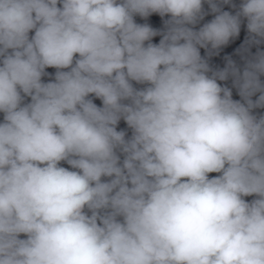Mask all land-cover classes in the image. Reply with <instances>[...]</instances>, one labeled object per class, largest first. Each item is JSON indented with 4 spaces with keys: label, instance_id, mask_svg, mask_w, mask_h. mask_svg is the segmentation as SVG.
<instances>
[{
    "label": "clouds",
    "instance_id": "9594fccd",
    "mask_svg": "<svg viewBox=\"0 0 264 264\" xmlns=\"http://www.w3.org/2000/svg\"><path fill=\"white\" fill-rule=\"evenodd\" d=\"M205 2L215 16L197 31ZM230 2L0 0V264H264V116L251 112L264 52L242 73L200 54L242 18L264 40V0ZM154 13L170 16L163 33L133 19ZM229 76L243 102L218 83Z\"/></svg>",
    "mask_w": 264,
    "mask_h": 264
}]
</instances>
